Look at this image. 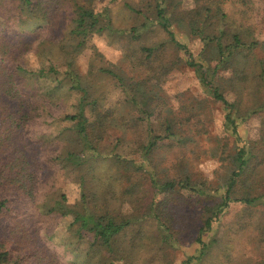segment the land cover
I'll return each instance as SVG.
<instances>
[{
  "label": "trees",
  "instance_id": "1",
  "mask_svg": "<svg viewBox=\"0 0 264 264\" xmlns=\"http://www.w3.org/2000/svg\"><path fill=\"white\" fill-rule=\"evenodd\" d=\"M114 7L128 11L132 22L117 24ZM252 8V0H0V16L5 10L14 21H0V225L8 222L13 239L0 238V264H152V256L141 258L156 245L178 247L182 231L175 230L174 218L196 202L201 226L192 250L176 264H195L212 253L218 238L208 241L202 234L237 204L264 246V176L258 175L264 157L254 149L264 148V118L255 136H242L245 121L264 113V41L250 24ZM185 17L198 26L182 24ZM16 27H34L39 34L31 41L9 38ZM179 34L198 40L201 61ZM106 47L119 57H108ZM178 67L192 73L201 109L207 101L223 109L222 129L233 137L228 150L218 137L215 145L207 142L206 114L197 104L199 125L179 116V94L165 93L168 73ZM170 139L176 145L164 149L178 151L176 166L159 157L160 143ZM202 145L207 147L200 150ZM205 151L219 158L226 153L229 160L231 177L219 203L188 166ZM101 158L109 160V173ZM84 169L97 180L88 194L81 189ZM59 173L77 174L73 202L64 193L53 197L41 190ZM237 188L249 193L233 196ZM140 189L146 208H126L123 198H139ZM166 192L168 197L160 195ZM26 204L37 214L69 217L68 240L32 243L36 231L14 221Z\"/></svg>",
  "mask_w": 264,
  "mask_h": 264
},
{
  "label": "rangeland",
  "instance_id": "2",
  "mask_svg": "<svg viewBox=\"0 0 264 264\" xmlns=\"http://www.w3.org/2000/svg\"><path fill=\"white\" fill-rule=\"evenodd\" d=\"M253 8H252V19L250 20V24H253L254 27V35L257 39L264 41V0H252ZM3 14L0 16V21L6 22H14L12 18H10L9 14L5 13V10L2 11ZM111 18L117 24H130L132 21L130 19V14L128 11H124L119 7H114L113 12L111 11ZM9 20V21H8ZM189 20V21H188ZM186 24L193 26H198V22L194 19H190L185 17L182 24ZM39 32H36L34 27H16L12 30L11 33L8 34L9 38L14 40L21 41H31L37 37ZM156 40L160 38L158 32H155ZM153 34H149L148 38L154 39ZM180 40L188 45L190 52L195 58V60L199 61L198 53L201 49V46L198 40L193 36H187L184 34H179ZM93 41V40H92ZM91 44V41H89ZM103 47V45L101 46ZM105 54L110 57L112 60H115L119 57V54L116 53L112 48L106 47L103 48ZM181 53L179 52L178 55ZM169 55L173 56V53L169 51ZM203 55L201 56L202 59ZM200 59V61H201ZM204 59H209L204 56ZM87 56H83L80 60V66L84 69L86 67ZM207 64H213V61H208ZM165 83V93L168 94H179L178 98L174 101L178 106H180L179 116L181 115V119L184 118L188 123H196L199 125L201 123V118H196L193 114L194 106L197 104L200 109L201 104L198 102V99L201 97L202 93L200 88L196 87V81L192 76L191 72L186 71V69L181 68H173L169 73ZM167 76V75H165ZM164 76V77H165ZM205 109H201L206 115L204 116L205 124L210 132L209 142L211 145H215L214 138L218 137L223 141H226L228 146L225 147V151L230 148V145L233 143V137L230 135L226 137L225 132L223 131V119H224V111L219 104L211 103L207 101L205 103ZM123 110L125 113H128L130 109L129 105H124ZM56 110V109H55ZM60 111L55 113V115H59ZM62 115V114H61ZM130 117V116H129ZM128 118V117H127ZM261 118H264V113L257 114L252 116L250 119L245 121V125L243 126L242 136L253 137L255 136V131L257 126L260 124ZM52 129L53 127L50 126ZM41 132H45L44 128H40ZM255 133V134H254ZM147 134L144 131L141 132L142 143L146 141ZM21 146L23 142L20 138L17 137L16 140ZM204 142V141H202ZM205 142V143H207ZM240 142V141H239ZM245 143V141H244ZM241 144V142H240ZM162 153H160L161 158L166 156L169 158V162L176 166L178 163V154L177 150L167 151L164 148H171L176 145V142L172 139L164 140L162 143ZM216 145H222L216 142ZM203 147H199L200 150L205 149L206 145H202ZM260 154V157H264V148L260 149L259 147L254 148ZM202 155L203 157L195 158L188 165L189 168L196 170L197 177L201 178L203 181V185L210 191L212 194L216 196L215 200L217 203L221 202L222 197L221 194L225 190V186L228 184L231 177V169H228L229 160L227 159L226 153L218 156H211L207 151ZM180 154H183L182 151H179ZM165 154V155H164ZM159 161V159H158ZM261 169H258V175L264 176V159L261 162ZM98 165V164H97ZM99 165L105 168V172L111 170V165H109V160L99 159ZM234 168H236V163L234 164ZM83 174V178L81 181L83 182L81 185V189L85 194L92 193L96 189L97 180L94 178L93 173L88 172L87 169L79 172V174ZM79 180L77 179V174L75 173L72 176L65 177L61 173L55 175L51 181H44L42 185V192L47 195L53 194V197H56L59 193H64L67 196L68 202H73L78 196L79 191ZM260 188H264V184L260 185ZM143 190H139V198L137 194H133L131 196L126 195L123 198L124 206L134 207L137 209L139 207V212L146 208L147 203L145 199ZM169 192L165 194H160L163 197H168ZM246 193H249V190L245 188H237L233 193V196L242 197L245 196ZM178 200L177 204H182V197L179 196L176 198ZM210 201V200H209ZM208 201V203H209ZM20 208H17L15 211L14 221H17L20 227L27 226L32 230L36 231V233H31V242L39 241L38 239H44L47 237L49 241L56 243L57 245H63V243L68 240V231L67 225L71 220L66 216H56L53 214H37L32 212V207L28 204L24 206L22 211H19ZM181 212L184 214L183 218H181ZM237 212H240L237 213ZM246 212L241 211V207L239 204L237 206L232 207V210L227 214L220 215L219 221L213 222L212 228L210 230H206L202 237L206 238V240L210 241L215 236L218 238V242L213 244L212 253L206 254L203 259L198 261L195 264H264V246L261 242L258 241V231L254 227L253 221H248L246 217L243 216ZM19 219V220H18ZM174 224L177 225V231H182L178 236V247L175 248H165L160 247L158 245L148 249L146 255L141 258V260L147 259L152 256L153 262L152 264H176L182 255L191 251L193 248V241L198 234V230L201 226V215H200V204L190 203L184 206V209L176 214L174 218ZM8 222L6 220H2L0 225V238L5 239L8 237V229L6 228ZM84 234L90 235L91 232H87L83 230ZM19 233L15 232L12 236H17ZM177 234V232H176ZM11 238V237H8ZM38 238V239H37ZM10 240H13L12 238ZM177 244V243H176ZM18 246V245H16ZM188 246V247H187ZM187 247V248H186ZM63 264H76L74 260L68 259L65 260ZM141 264H149V263H141Z\"/></svg>",
  "mask_w": 264,
  "mask_h": 264
}]
</instances>
